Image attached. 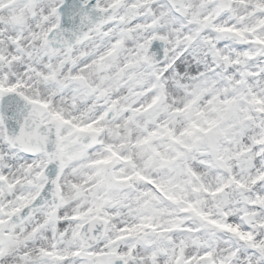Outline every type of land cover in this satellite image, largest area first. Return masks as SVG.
<instances>
[{"label": "snow or ice", "instance_id": "1", "mask_svg": "<svg viewBox=\"0 0 264 264\" xmlns=\"http://www.w3.org/2000/svg\"><path fill=\"white\" fill-rule=\"evenodd\" d=\"M0 264H264V0H0Z\"/></svg>", "mask_w": 264, "mask_h": 264}]
</instances>
